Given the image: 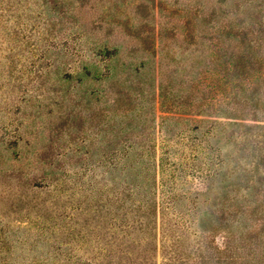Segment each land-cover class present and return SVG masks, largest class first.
<instances>
[{
    "label": "rangeland",
    "instance_id": "374dc122",
    "mask_svg": "<svg viewBox=\"0 0 264 264\" xmlns=\"http://www.w3.org/2000/svg\"><path fill=\"white\" fill-rule=\"evenodd\" d=\"M252 22L264 0H0V264H142L153 224L115 205V160L148 153L158 209L199 235L262 203L264 82L248 106L212 88V51Z\"/></svg>",
    "mask_w": 264,
    "mask_h": 264
},
{
    "label": "trees",
    "instance_id": "16d2710c",
    "mask_svg": "<svg viewBox=\"0 0 264 264\" xmlns=\"http://www.w3.org/2000/svg\"><path fill=\"white\" fill-rule=\"evenodd\" d=\"M261 26L262 24L257 22L238 31L232 37V44L229 45L224 53H220L222 51L220 47L212 51L216 62V69L212 70L214 74L217 73V78H214V83H212L214 84V87H212L214 92L221 94L224 89H229V98L232 95L235 99H240V102L242 100L243 106H248L251 103L253 92L258 90V87L264 82V31L257 29ZM155 38L156 41L151 42L153 50H156V42L159 44L162 41L160 35L155 36ZM230 48L231 50H229ZM104 49L107 51L106 48ZM86 72H88L86 76L94 79H99L101 76L100 71L95 67L91 69L86 67ZM255 86L256 88H254ZM160 87L159 97L162 112L171 110V108L180 110L184 107L185 102L183 103V101L171 105L167 103L166 86L161 84ZM166 106H170V108ZM191 106L193 105L190 104L189 107ZM201 106L203 105L198 104L196 108H201ZM261 128H264V126L261 125ZM142 153L144 154L143 151ZM120 154L122 158H125V155H129L130 151L126 148ZM120 160L122 161V159ZM149 160L148 153L146 159L140 157L135 165H132V157L131 160L126 162L115 160L113 169H108L117 171L119 176H126L128 179H126L128 184L115 186V189L112 188L121 196L118 200L116 198L117 201L115 202L118 209L126 203V200H130V204L136 206L135 210L138 212V216H142L145 220L143 229L147 230L148 226L153 224V245L150 243L147 251L144 250L145 255L139 256L142 264H149L152 258L156 260L159 249L156 229H159V235L161 234L164 240L162 245L160 244L162 253L160 264H264V201L251 212L246 211V213L236 210L231 213L226 211L223 213L225 214L224 217L221 218L215 215L217 224L212 225L208 229L207 233H210V235H206V233L204 235L196 234L192 226L180 224V221H177V217L182 219L184 215L190 214L189 211L182 213L175 209L164 211L165 207L158 209L155 199L157 165L150 164ZM164 163V158H161L158 166L160 165L161 167ZM110 165H112V162L106 164V166ZM161 168L164 170L163 167ZM136 180H139L140 183ZM132 189H135V195L141 193V201L138 203L132 196ZM106 191H108L107 188L105 189ZM109 202V200H106L104 204L100 205L108 206ZM238 214H241V216L236 217ZM169 215H171L170 219L162 220V225L164 226L161 232L160 222L159 226L156 227L158 218L161 220V218L163 219ZM257 221H262V224L258 228H254L253 225L255 223L253 222ZM211 222L212 217L209 223L213 224ZM140 232L145 233L146 231ZM218 234H222L220 246L214 243V237ZM192 235L194 237L190 239ZM166 249L171 254L168 251V254H165ZM106 260L107 263H113L112 259L106 257ZM117 264H121V262L118 261Z\"/></svg>",
    "mask_w": 264,
    "mask_h": 264
}]
</instances>
